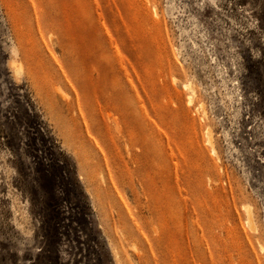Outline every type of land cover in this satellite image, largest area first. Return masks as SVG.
Returning a JSON list of instances; mask_svg holds the SVG:
<instances>
[{
	"label": "rangeland",
	"instance_id": "1",
	"mask_svg": "<svg viewBox=\"0 0 264 264\" xmlns=\"http://www.w3.org/2000/svg\"><path fill=\"white\" fill-rule=\"evenodd\" d=\"M0 264H264V0H0Z\"/></svg>",
	"mask_w": 264,
	"mask_h": 264
},
{
	"label": "bare ground",
	"instance_id": "2",
	"mask_svg": "<svg viewBox=\"0 0 264 264\" xmlns=\"http://www.w3.org/2000/svg\"><path fill=\"white\" fill-rule=\"evenodd\" d=\"M248 213V212H247ZM248 215V214H247Z\"/></svg>",
	"mask_w": 264,
	"mask_h": 264
}]
</instances>
